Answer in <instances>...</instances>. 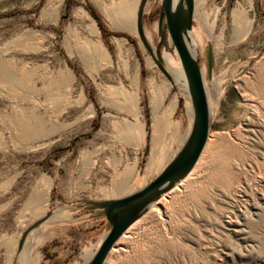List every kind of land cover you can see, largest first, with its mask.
I'll use <instances>...</instances> for the list:
<instances>
[{"label":"rangeland","instance_id":"374dc122","mask_svg":"<svg viewBox=\"0 0 264 264\" xmlns=\"http://www.w3.org/2000/svg\"><path fill=\"white\" fill-rule=\"evenodd\" d=\"M67 2L0 0V264H23L25 249V264L87 263L110 224L77 205L150 183L191 128V100L138 33L147 62L141 81L107 67L85 73L82 64L95 70L96 56L83 15H93L95 3L71 0L67 10ZM140 2L104 0L102 15L119 18L129 5L136 17ZM160 8L161 0H149L144 16L154 52ZM194 21L208 142L192 174L151 205L104 264H264V0H195ZM166 51L180 61L171 43ZM154 83L163 93L156 114ZM136 92L140 106L130 111L126 99ZM135 113L144 135L130 131ZM154 116L163 117L156 133ZM153 152L159 165L150 169ZM54 209L19 254L24 230Z\"/></svg>","mask_w":264,"mask_h":264},{"label":"water","instance_id":"95a60500","mask_svg":"<svg viewBox=\"0 0 264 264\" xmlns=\"http://www.w3.org/2000/svg\"><path fill=\"white\" fill-rule=\"evenodd\" d=\"M149 0H141L137 13V30L146 48L158 67L171 78L163 59V48L171 43L177 51L187 81L189 99L192 104V124L187 138L176 154L148 184L118 198L88 200L78 208L100 211L110 224L109 231L102 238L97 250L85 264H104L109 253L125 232L139 220L165 194L184 180L195 168L208 142L211 130V109L207 95L203 70L197 52L188 44L189 33L194 27L195 0H161L157 32L159 41L153 51L145 28L144 16ZM208 71L213 66V47H207ZM56 209L32 223L21 235L18 253L21 254L31 233L50 221L57 214Z\"/></svg>","mask_w":264,"mask_h":264},{"label":"crops","instance_id":"0c3cea01","mask_svg":"<svg viewBox=\"0 0 264 264\" xmlns=\"http://www.w3.org/2000/svg\"><path fill=\"white\" fill-rule=\"evenodd\" d=\"M90 1L95 3V9L97 10L108 33L105 34L95 16L89 13L88 15H83V17L88 18L89 20L86 23L85 31L91 39L94 40L93 54L96 56L95 70H93L89 65L84 67L82 64L83 69H85V73L87 75L90 74L98 76L103 68L107 67L113 70L117 69L118 72L121 70L123 74L121 79L134 80L138 82L141 81L142 67L143 65L146 66L147 62L144 58V53L136 40V34L138 33L137 15L135 17V14L133 13L134 10H130L132 6L125 5L126 10L121 13L122 16L116 18L109 14L107 16L102 15V13L104 14L105 8L104 0ZM128 14H130V16ZM144 28L146 31L145 20ZM71 53L74 54L73 51ZM139 85L140 83L136 82L132 86Z\"/></svg>","mask_w":264,"mask_h":264},{"label":"bare ground","instance_id":"6f19581e","mask_svg":"<svg viewBox=\"0 0 264 264\" xmlns=\"http://www.w3.org/2000/svg\"><path fill=\"white\" fill-rule=\"evenodd\" d=\"M125 9V8H124ZM127 9H129V8H127ZM136 9V8H135ZM241 9V8H240ZM126 10V9H125ZM131 10V9H130ZM236 11H237V9H236ZM241 12V11H240ZM131 13V12H130ZM133 13H135V12H133ZM132 13V14H133ZM242 13V12H241ZM131 14V15H132ZM136 14V13H135ZM236 14V13H235ZM243 14V13H242ZM242 14H240L241 16H242ZM246 14H247V12H246ZM129 16H130V14H128ZM247 15H249V14H247ZM126 17V16H125ZM238 16H236V18H237ZM244 17V16H243ZM242 18V17H241ZM248 18V17H247ZM126 19H127V17H126ZM234 20H235V18H234ZM245 20V19H244ZM247 20V19H246ZM236 21H237V19H236ZM241 21V20H240ZM238 23H239V20H238ZM241 23V22H240ZM239 23V24H240ZM253 23H254V20H253ZM96 25V24H95ZM238 26V25H237ZM254 26V25H253ZM252 26V27H253ZM249 33V32H248ZM196 39H197V35L194 33V31H191L190 33H189V40H188V44H189V46H190V48H191V50L193 51V52H196L197 51V49H198V46L196 45ZM163 59H164V61H165V63H166V65H167V67H168V70L171 72V74L173 75V81H174V83L175 84H177L178 86H179V89L182 91V93L183 94H185V95H187V97H188V99H189V93H188V88H187V81H186V77H185V75H184V72H183V68H182V65H181V62L178 60V58L176 57V55L174 54V53H171V51L169 52H164L163 53ZM167 84V83H166ZM173 84V83H172ZM161 86H164V85H161ZM168 86V85H167ZM174 86V85H173ZM153 90H152V97H153V103H154V108H155V110H154V113L156 114V112L158 113V111H159V102L161 101V98H162V94H161V90H162V88H161V90H160V88L154 83L153 84ZM166 88V87H165ZM166 91H167V88H166ZM166 94V93H165ZM167 95V94H166ZM127 96V95H126ZM139 95H137V92L136 93H129L128 94V96H127V99H126V101H127V107L126 108H128L130 111H136V110H138L139 109V97H138ZM165 97V96H164ZM125 104V103H124ZM125 108V109H126ZM190 109V108H189ZM156 111V112H155ZM164 114V113H163ZM140 114H137V113H135L134 114V120H133V122L132 123H134V124H132V126H130V131H131V133L132 134H143V127L142 126H144V125H142L141 126V124H140V116H139ZM168 117V116H167ZM166 117V118H167ZM165 118V119H166ZM130 119V118H129ZM154 119H155V123H154V128H155V133H156V130H158V128L160 129V120H163V117H156V116H154ZM131 120V119H130ZM125 122V121H124ZM22 123V122H21ZM164 123V122H163ZM123 124V123H122ZM164 125V124H163ZM121 126H123V125H121ZM120 126V127H121ZM145 127V126H144ZM163 127V126H162ZM120 129V128H119ZM164 129V128H163ZM124 131V130H123ZM126 132V131H125ZM161 132H162V130H161ZM158 134V133H157ZM161 134V133H160ZM124 135V134H123ZM144 135V134H143ZM145 137V136H144ZM159 137V136H158ZM137 139H138V137H137ZM140 139V138H139ZM143 139V138H142ZM140 141V140H139ZM156 141V140H155ZM133 142V141H132ZM131 142V143H132ZM155 143V142H154ZM134 144V143H133ZM156 151H158V150H156ZM157 154H158V152L156 153V152H153V157H152V159L150 160V163H149V165H147L150 169H152L153 167H155V164H156V160H157ZM159 157V156H158ZM136 163V162H135ZM134 163V164H135ZM158 163V162H157ZM128 164V163H127ZM157 165V164H156ZM159 165V164H158ZM158 165H157V167H158ZM129 166H130V164H129ZM135 165H133L132 167H134ZM127 167V166H126ZM131 167V168H132ZM130 168V169H131ZM135 168V167H134ZM148 168V169H149ZM127 169H129V167H127ZM154 170V169H153ZM121 171H123V170H121ZM120 171V172H121ZM131 172L130 173H127L128 174V176H130L129 174H131L132 173V169L130 170ZM150 171V170H149ZM148 172V171H147ZM123 174V173H122ZM192 174V173H191ZM124 175V174H123ZM132 175V174H131ZM117 176V175H116ZM127 176V175H126ZM118 177V176H117ZM123 178V177H122ZM124 179H126V178H124ZM120 180H122L121 178H120ZM128 180V179H127ZM127 180H125V181H127ZM186 181V180H185ZM117 182V181H116ZM120 182V181H119ZM118 182V183H119ZM122 182V181H121ZM120 182V183H121ZM123 183V182H122ZM125 183V182H124ZM114 184V183H113ZM126 184V183H125ZM120 185V184H119ZM128 186V185H127ZM117 187H118V185H117ZM117 187H115L114 186V188L112 187V189H113V191L114 192H117V190H119V188H117ZM124 188V187H123ZM123 188H122V190H123ZM129 189V188H128ZM120 191L121 190H119L118 192L120 193ZM125 191V190H124ZM114 192H113V195H114ZM118 193V194H119ZM122 193V192H121ZM107 194V193H106ZM117 194V195H118ZM108 195H110V193H108ZM163 198V197H162ZM153 207V206H152ZM61 215H63V214H59L58 213V215H57V217H59V216H61ZM64 216V215H63ZM133 226H134V224H133ZM132 227V226H131ZM123 239V238H122ZM102 240V239H101ZM40 241V240H39ZM120 241L121 240H118V242L116 243L117 245L120 243ZM101 242V241H100ZM34 243H36V244H39V242L36 240ZM33 244V243H32ZM31 245V244H30ZM27 246V245H26ZM29 246V245H28ZM33 246V245H32ZM35 246V245H34ZM30 247V246H29ZM37 247V246H36ZM25 248V247H24ZM32 248V247H31ZM34 248V247H33ZM32 248V249H33ZM87 248V247H86ZM115 249V248H114ZM113 249V250H114ZM28 250H30V248H28ZM96 251V250H95ZM95 251H92V253L90 254V255H92V254H94V252ZM21 254H22V252H21ZM88 254V253H87ZM29 254H28V252H27V250L25 249L24 250V252H23V257H24V261H22L23 262V264H25L26 263V261L29 259V257L31 256H28ZM38 255V254H37ZM85 255V254H84ZM36 256V255H35ZM90 257V256H89ZM22 258V257H21ZM39 259V258H38ZM38 259L36 260H34L33 262H34V264H36V262H38ZM23 260V259H22ZM29 261V260H28Z\"/></svg>","mask_w":264,"mask_h":264},{"label":"trees","instance_id":"16d2710c","mask_svg":"<svg viewBox=\"0 0 264 264\" xmlns=\"http://www.w3.org/2000/svg\"><path fill=\"white\" fill-rule=\"evenodd\" d=\"M70 1H71V0H68V2H67V5H66L67 10H68V9L70 8V6H71ZM91 12H92L93 15L95 16V18H97V20L99 21V23H100L101 27L103 28V31L105 32V34L108 33V31L106 30V28H105V26H104V24H103V22H102V20H101V18H100V16H99L98 12H96V10H95L94 8H91ZM143 103H144V102H143ZM146 114L148 115L147 110H146Z\"/></svg>","mask_w":264,"mask_h":264}]
</instances>
